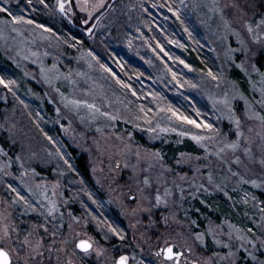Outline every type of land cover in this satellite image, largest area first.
I'll use <instances>...</instances> for the list:
<instances>
[{
	"label": "rangeland",
	"instance_id": "374dc122",
	"mask_svg": "<svg viewBox=\"0 0 264 264\" xmlns=\"http://www.w3.org/2000/svg\"><path fill=\"white\" fill-rule=\"evenodd\" d=\"M63 2L62 12L60 0H0L9 10L0 51L10 62L0 77L15 81L0 84V133L18 146L0 151V237L7 224L14 264L29 231L48 246L41 264H114L169 245L179 264H264V0ZM40 4L53 26L31 20ZM67 25L94 50L77 47ZM184 140L197 152L167 148ZM72 148L87 157L91 183ZM83 238L104 253H73Z\"/></svg>",
	"mask_w": 264,
	"mask_h": 264
},
{
	"label": "snow or ice",
	"instance_id": "6c2138e0",
	"mask_svg": "<svg viewBox=\"0 0 264 264\" xmlns=\"http://www.w3.org/2000/svg\"><path fill=\"white\" fill-rule=\"evenodd\" d=\"M87 4V0H85V5ZM103 6V0H101L100 4L97 5V7H102ZM59 7L60 10L63 12L65 10V5L63 0H60L59 3ZM0 10L4 11V12H8V8L3 7V5H0ZM85 11H87V8H84ZM9 15H11V13H9ZM89 15H91V13H89ZM13 21H19L22 20L23 17H18V16H12ZM30 23H33V21H29ZM261 25H264V18H262L258 24H256V28H259ZM40 27H44V25H40ZM248 27V31L249 32H254V28H253V24L249 23L247 25ZM50 30V29H49ZM253 39L255 40H259V37L257 35L253 36ZM15 81H10V80H5L3 77H0V84H4L5 87H10V85L14 84ZM127 86V85H125ZM76 103H80L79 101H76ZM89 107L94 108L95 105H89ZM169 111H172V109H168ZM174 115H176L180 120L182 121H186L187 123L190 124H195L197 127H207L208 129H212L213 125L212 124H208V123H203V124H197V122L195 120H193L191 117L184 115L183 113H179V112H173ZM107 115V114H106ZM261 119H264V117H261ZM237 127L239 128V124L240 121L237 120ZM185 135H188L189 133H184ZM240 135H242V133H240ZM193 139L195 140H201L203 139V137L201 136H196L193 135ZM239 145L237 143H231L228 145L229 148H236ZM0 151H2V149H0ZM220 151H223V149H221ZM244 151L246 153H251V148H245ZM236 162L240 163V158L237 157L236 158ZM260 163L262 165H264V158H262L260 160ZM211 179V177H209ZM252 183H256L255 181H251ZM143 183L145 185L149 184L150 181L147 177L144 178ZM9 188L12 189V191L16 192V189L12 187L11 184L8 185ZM17 196L20 197L21 200H24L25 203L27 204L28 201L25 200V197L20 196L19 192H16ZM132 199L135 200L136 197L132 196ZM156 199V203L157 205L162 201V197L160 195H157L155 197ZM56 210V206L55 204L52 205L51 208H49V213H54ZM148 211H150V209H147ZM135 211V209H134ZM46 230V229H45ZM112 231L118 236L120 237V239H123L124 237L121 235V232L117 231L115 228L112 229ZM249 231H251V229H249ZM56 233L53 232L52 236H55ZM33 236V233L31 231H29L23 238L22 241H20V243L18 245H15L17 247V252H16V264H21V261L19 259L20 256V252L21 251H25V257L27 259L24 260L23 264H41L39 258L45 255V251L46 248L48 247L45 242H44V238L40 235L37 234V238L35 240H32L31 237ZM3 237H11V232L9 231V226L7 224L4 225L3 228ZM3 237H0V264H14L13 261V255H12V251L11 248L6 246L2 240ZM107 239V236L105 237ZM244 236H241L240 239H244ZM16 239L19 240V234L17 233ZM66 243V241L64 242ZM55 245V241L52 242V247H54ZM79 250L80 252L87 254V255H92L93 252H95L97 255H102L104 253V249L103 248H95L94 247V241L91 238H83V239H79L77 243H75V246L73 248V253L76 252V250ZM56 251H59V249H56ZM161 253L164 254L165 257V264H167V261H174V264H179V257L182 255V253L180 252H176L173 250L172 246H167L166 248H162L160 249V251L157 253V255H160ZM32 257H35L36 259L33 261ZM255 258V257H254ZM57 259H59V257H57ZM66 264H73V261L71 259H68L66 261ZM114 264H129V256L127 254L124 255H120L118 257V259L114 260ZM193 264H196V261H193Z\"/></svg>",
	"mask_w": 264,
	"mask_h": 264
},
{
	"label": "trees",
	"instance_id": "16d2710c",
	"mask_svg": "<svg viewBox=\"0 0 264 264\" xmlns=\"http://www.w3.org/2000/svg\"><path fill=\"white\" fill-rule=\"evenodd\" d=\"M39 1L41 3H45V4H49V5H52L55 2V0H39ZM39 6H41V4L37 5L34 8L33 15H30L31 20H34L35 22L43 24L44 26H47V27L53 26L54 20L51 19L50 14L47 13L42 7H39ZM1 16H6V12L0 10V17ZM64 31L67 34L72 35V38L75 41V44L77 47H81V48L89 50V51L94 50L93 39L88 38V36L85 35L84 33H82L81 31H78L77 29H74V28L72 29L70 25H67V27L64 28ZM107 57H106V60H107ZM6 60L7 59L4 58V55L0 51V71L3 73H5V71H6L5 69H7V67H8L7 64L10 63L8 60L7 61ZM259 63H262V61H259ZM112 65L114 67L112 70L116 72V70L118 69L117 66H115L114 64H112ZM121 67L123 68L124 72H129V69L126 66L121 65ZM119 69L121 70L120 67H119ZM129 73L131 74V72H129ZM118 74H120V76H122V77L125 76V73H123L121 71H119ZM2 104H4V103H2ZM127 127L129 128V131L131 129H134L133 127H131L129 125H127ZM133 136L139 144H141L143 146H150L147 139L143 135H141L137 130L134 131ZM0 147L2 148V150L12 149V150H15L16 152L18 150V146L14 145L13 143L10 142V140L8 139V135L5 132L0 133ZM167 148L168 149L174 148V149H176V152H184V151L197 152L196 145L190 140H184L181 144H179L177 146H174V144L171 143L167 146ZM72 152H73V156L75 158V165H76V169H77L76 171H79L80 175L82 176V178L85 181H87L88 183H91L92 182L91 181V174H90V170L88 167L87 157L83 154H79L77 152V150H75L74 148H72ZM262 195H264V194H262Z\"/></svg>",
	"mask_w": 264,
	"mask_h": 264
},
{
	"label": "flooded vegetation",
	"instance_id": "af4514ba",
	"mask_svg": "<svg viewBox=\"0 0 264 264\" xmlns=\"http://www.w3.org/2000/svg\"><path fill=\"white\" fill-rule=\"evenodd\" d=\"M157 253L158 252L154 251V253L150 256H148V254H145L144 258L142 256H140L139 260L135 259V257H133V255H132V253H130L129 257H130V255H132V258L130 257L131 259H129V264H161L162 254L157 255ZM179 263H180V260H179Z\"/></svg>",
	"mask_w": 264,
	"mask_h": 264
}]
</instances>
